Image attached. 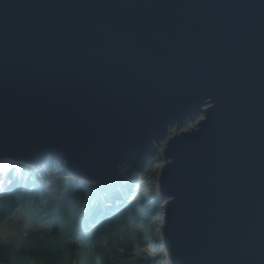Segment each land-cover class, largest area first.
I'll list each match as a JSON object with an SVG mask.
<instances>
[{"label":"water","instance_id":"95a60500","mask_svg":"<svg viewBox=\"0 0 264 264\" xmlns=\"http://www.w3.org/2000/svg\"><path fill=\"white\" fill-rule=\"evenodd\" d=\"M162 141L157 264H264V0H0V158L105 183Z\"/></svg>","mask_w":264,"mask_h":264},{"label":"rangeland","instance_id":"374dc122","mask_svg":"<svg viewBox=\"0 0 264 264\" xmlns=\"http://www.w3.org/2000/svg\"><path fill=\"white\" fill-rule=\"evenodd\" d=\"M198 119L199 118L197 117L194 121L186 123L181 129L194 126ZM179 130L180 129L177 127H173L172 129V131L176 132ZM163 147L164 141L160 144L157 143L152 149V152L142 154L139 159L134 160V164L130 167L129 165L120 167L119 180L121 185L117 186L116 192H111L113 189L112 186L114 187L113 184L112 186L109 185L111 186L109 188L105 185L102 187L104 196H101L100 200H96V198L92 199V202H96V208L99 206L116 208L122 204L125 206L129 205L133 209L138 207L135 209L138 217L136 220L138 223L132 227V230L134 231L133 237L130 232L123 229V225H118V229L108 226H105L104 229L101 225L97 229V233H99L98 236H100V232L102 231L104 232V235H106L101 240V243L96 242L88 244L81 241V238H87L93 233L91 232L90 235L87 236V231L83 229H77V231L69 234L71 237L67 238L64 234L51 235L50 232L53 224H38L35 217L38 216L41 218V221H44L46 219H52L53 214L44 212L39 215L40 211L38 210L32 212L29 211L30 205L29 208L21 207V201L26 200L25 198L32 199L33 197L36 204H41L43 201L50 202L54 199L64 202L65 198H70L72 195H78L79 200L82 198L80 195L83 193L80 187L77 186L79 184L81 186H88L84 197L91 194L90 191L92 189L95 196L97 193L94 191V188H89L96 184L95 181L86 179L85 184H81V182H75L74 184H72V182L70 183V176H68L67 171H65L57 161H52L51 163H47L46 161V163L41 166V169L40 167L34 168L33 165V168L24 171L23 179H26L27 183V178L29 176L31 184H28L23 188L20 187V189H14L16 195L10 194L8 192L9 189L0 191V245L5 246L4 249L6 252L3 254V259L6 258V264H24V261L27 262V264H53L50 259H53L58 251L62 254L61 257L65 256L63 264H157V262L160 261L166 262L162 257L165 254L163 251L165 250V245L162 243V238H160L164 200H162L156 192L158 176L156 168L163 164L164 160L161 159L162 155H160L163 152ZM142 159L144 160V163L136 166V164L140 163ZM127 172H130V174ZM34 173H37V177L39 178V184L36 191L35 186H33V181H35V179H33L34 177H31ZM136 174L137 177L132 179L131 175ZM111 183L112 182L109 181V183L105 184ZM117 183L118 182H116L115 185H117ZM125 187H130L129 192L126 191L129 195L127 197L122 194ZM142 192L146 195L143 199L141 195ZM157 196L159 198H156ZM5 198H7L9 203L4 201ZM117 198L119 199V205H117ZM136 198H139L141 201L136 202ZM132 200L134 201L130 202ZM89 201L91 200H88L87 198L83 200L84 203L81 206V209L78 210L71 219L70 227H73L78 223L82 227L84 215L87 213L85 204L87 205V202ZM143 204H146L145 206L147 207L143 206ZM151 207L153 208L151 209ZM19 208L20 210H17ZM105 208H103V210ZM127 209L130 210V208ZM110 212L112 211L110 210ZM55 214L54 219L56 217ZM2 215L4 216L2 217ZM142 217L145 218L142 219ZM98 221V219H91L92 223L90 221L89 223L91 227H93ZM92 230H94V228H92ZM22 232H29L31 234V236L27 238L24 237V241L29 244L27 247H23L21 240ZM124 234L126 236L125 239L123 238ZM39 238L43 239L36 242ZM66 239L70 240V243L77 246L74 250V253H77L76 256H71L69 258V255L71 254L69 251L70 243L67 242ZM11 240L13 243H11ZM32 247L35 248L33 249ZM26 249L29 253H23ZM32 251H34L33 254ZM20 252L23 254H20Z\"/></svg>","mask_w":264,"mask_h":264},{"label":"trees","instance_id":"16d2710c","mask_svg":"<svg viewBox=\"0 0 264 264\" xmlns=\"http://www.w3.org/2000/svg\"><path fill=\"white\" fill-rule=\"evenodd\" d=\"M138 162V161H137ZM142 163H144V160L142 159L140 163L136 164V166L138 165H141ZM128 174H130V172H127ZM63 174V173H62ZM138 174V173H137ZM137 174L136 175H131L132 179L137 177ZM130 176V175H129ZM118 186H120L121 184H117ZM129 189L130 187H125L123 190L124 192L122 193L123 195H125V197L129 196L126 191L129 192ZM93 190V189H92ZM92 190L90 191V193H92ZM97 194H101V190L98 191ZM142 195V199L145 198V194L142 192L141 193ZM82 198L78 200V195L76 196H73L70 197V198H65V201L62 202V201H59L57 199H54V200H51L50 202H44L43 203H38L36 204L35 203V199H31V198H25L26 200H23L21 201V207L23 206L24 207H28L29 208V205H30V208H29V211L32 212V211H40L39 212V215L40 214H43L44 212H48L49 214H53V218L52 219H46L44 221H41V218L36 216L35 219L36 221H38L39 223H42V224H50L52 223L53 224V227L51 228V235H55V234H64L66 237H71L69 234H72V232H75L77 231V229L81 230L82 227L77 224V225H74L73 227H70L71 226V219L74 217V215L76 214V212L78 210L81 209V206L83 205V201L82 199H85L87 198L89 200V195H87V197H84L83 193L80 195ZM156 198H159L158 196ZM115 199V197H114ZM78 200V201H77ZM119 199L117 198V205H119ZM6 203H9V201L7 200V198H5L4 200ZM134 200L130 201V202H133ZM135 201H141L139 198L135 199ZM91 203V201L87 202V205L85 204V209L87 210V213L84 215L85 217V223L88 224V222L90 221L91 222V219L92 220H96V219H100L102 223V227L103 225L105 224V226H108V227H115L116 229H118V225L119 226H124V230L125 231H128L132 234V237L134 235V231L132 230L133 228V225H136L138 223V221L136 220L137 217V213L135 212V209L138 208V207H135V209L131 208V206L129 205H124L122 204L121 206H117L116 208H112V207H98L99 209H102V208H105V211L107 210L106 214H98L97 212L99 211L98 208L95 207V205L92 207L93 209H91L90 211L88 210L89 209V204ZM146 204H143V206H145ZM32 206V207H31ZM147 207V206H145ZM127 208H130V210H128ZM153 207H151L152 209ZM13 209V208H11ZM17 210H20L17 209ZM110 210L112 212H110ZM8 212V211H7ZM56 214H55V213ZM15 213H16V210H15ZM54 214L56 215L55 219H54ZM4 215H2L3 217ZM145 217H142V219H144ZM144 224H147V223H144ZM81 227V228H80ZM105 229V227H104ZM111 232V231H110ZM100 237L98 238H91V237H83L81 238V241L83 242H86L88 244H92V243H96V242H99L101 243V240L106 236L104 235V232H100ZM31 236V234H26L24 237H29ZM24 237H22V244H23V247H27L29 246L28 242H25L24 241ZM124 239L126 238L125 234H124ZM18 239V238H16ZM43 238H39L36 240L37 241H41ZM123 239V240H124ZM15 241V240H14ZM70 240H67V242H69ZM125 241V240H124ZM18 242V241H16ZM11 243L12 240H11ZM70 243V242H69ZM3 246V247H1ZM4 245H0V264H6V261L5 259H3V254H5V249H4ZM33 249L35 247H32ZM77 248V246L75 244H72L70 243L69 245V251H70V255H69V258L71 256H76L77 253H74V250ZM113 248V247H112ZM29 253V251L26 249L24 250L23 253ZM20 252V254H23ZM34 253V251H32V254ZM61 253L58 251L57 255L53 258V259H50L52 261L53 264H63V261L65 260V256L64 257H61ZM68 256V254H67ZM75 258V257H74ZM68 262V261H67ZM24 264H27V262L24 261Z\"/></svg>","mask_w":264,"mask_h":264},{"label":"bare ground","instance_id":"6f19581e","mask_svg":"<svg viewBox=\"0 0 264 264\" xmlns=\"http://www.w3.org/2000/svg\"><path fill=\"white\" fill-rule=\"evenodd\" d=\"M109 187H111V186L107 185V188H109ZM98 190H100V189L97 188L96 191H98ZM163 248H164V247H163ZM163 251H165V250H163ZM164 253H166V252H164Z\"/></svg>","mask_w":264,"mask_h":264}]
</instances>
